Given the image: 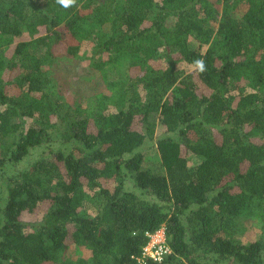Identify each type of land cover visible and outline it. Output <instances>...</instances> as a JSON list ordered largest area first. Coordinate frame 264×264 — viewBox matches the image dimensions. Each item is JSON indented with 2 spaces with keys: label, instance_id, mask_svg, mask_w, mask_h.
Returning a JSON list of instances; mask_svg holds the SVG:
<instances>
[{
  "label": "trees",
  "instance_id": "trees-1",
  "mask_svg": "<svg viewBox=\"0 0 264 264\" xmlns=\"http://www.w3.org/2000/svg\"><path fill=\"white\" fill-rule=\"evenodd\" d=\"M90 48L106 92L83 111L56 65ZM55 142L0 185V264H141L161 227L171 254L142 264H264V0H0V172Z\"/></svg>",
  "mask_w": 264,
  "mask_h": 264
},
{
  "label": "rangeland",
  "instance_id": "rangeland-1",
  "mask_svg": "<svg viewBox=\"0 0 264 264\" xmlns=\"http://www.w3.org/2000/svg\"><path fill=\"white\" fill-rule=\"evenodd\" d=\"M192 46L197 47V43L192 40ZM92 48L84 50L80 54V57L64 56L60 57L56 67L57 84L59 87L60 96L62 99L71 104L72 108L80 107L81 109L88 110L96 103V99L99 95L106 92V85L102 79L100 71L96 68L95 62L92 59ZM183 68L187 73H192L194 67L183 65ZM155 139L146 140L145 144L140 148V151L145 156L144 169L162 172L163 165L161 155L157 146V139L161 134V128L158 119L155 120ZM67 150L68 146L61 145L59 142L49 143L42 147L33 149L30 155L17 165H9L3 172H0V185L2 187L4 181H6L8 175L14 174L18 171L28 168L35 160L47 157L50 150ZM200 162V158L196 155H189L190 167H196ZM2 173V174H1ZM127 188L146 197L152 201H156L153 197L143 195L142 191L136 187L131 181H128ZM42 213L37 212L35 214L24 215V221L34 222L36 219L41 218ZM241 231L238 232V236L245 242L249 243L259 238L261 234L260 223L254 219L248 217H242L239 221ZM68 254L72 258L88 257L89 252L84 248L74 246L69 241Z\"/></svg>",
  "mask_w": 264,
  "mask_h": 264
},
{
  "label": "built area",
  "instance_id": "built-area-1",
  "mask_svg": "<svg viewBox=\"0 0 264 264\" xmlns=\"http://www.w3.org/2000/svg\"><path fill=\"white\" fill-rule=\"evenodd\" d=\"M145 235L148 241L143 247L142 259L138 258L141 264L144 263L145 259L161 262L167 255L171 254L172 250L167 243L165 227H161L155 232H146Z\"/></svg>",
  "mask_w": 264,
  "mask_h": 264
}]
</instances>
